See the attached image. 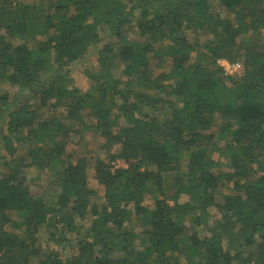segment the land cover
Masks as SVG:
<instances>
[{
    "label": "trees",
    "instance_id": "obj_1",
    "mask_svg": "<svg viewBox=\"0 0 264 264\" xmlns=\"http://www.w3.org/2000/svg\"><path fill=\"white\" fill-rule=\"evenodd\" d=\"M90 47L109 69L72 88L67 67ZM219 58L242 64L230 83ZM6 82L38 100L2 135L0 264H264V0H0ZM219 114L222 145L203 132ZM90 126L108 151L94 164L100 200L89 159L68 152ZM32 167L52 171L50 194H33Z\"/></svg>",
    "mask_w": 264,
    "mask_h": 264
},
{
    "label": "rangeland",
    "instance_id": "obj_2",
    "mask_svg": "<svg viewBox=\"0 0 264 264\" xmlns=\"http://www.w3.org/2000/svg\"><path fill=\"white\" fill-rule=\"evenodd\" d=\"M15 1L18 3L22 1L24 2V0H15ZM26 1H30V0H26ZM215 1L216 0H214V2ZM214 5L216 8L219 9V7L217 6V2L214 3ZM221 13L223 16H229V17L233 16L232 14L227 13V11H224V10ZM206 38L207 36H201V39H200L201 42H204ZM44 39L45 37L38 36L36 39L30 41V45L34 47L38 44V42H40V40H44ZM98 52L99 51L97 47H90L89 51L87 52L86 55H84L83 58L75 61L74 63H72L70 66L67 67V70L69 72L67 74L68 79H69L68 84L70 85V87L72 88L79 87L83 91L89 90L92 87V85L95 83L93 74L101 72L102 70H105V69H109L105 67V65L102 62L99 61ZM196 57H197L196 53H193L192 60L193 61L198 60ZM109 63L111 64L110 66L113 68V71H114V73L112 74L115 75L119 71L118 65L120 64V67H121L124 64V61H122L118 56L114 54L108 59L106 64L108 65ZM237 74H239V71H237L235 74H232V75H228L224 73V75H226L225 78L228 83L231 82L230 77L233 75H237ZM25 87L20 88V86L14 85L9 82L2 83L1 85L0 89L4 92H9L10 98H9L8 104L4 105L0 103V153L8 154L2 142V135L8 132L6 128L7 127L6 121L8 119V114L10 112L20 109L23 105H26V104H29L34 107V104H36V101L38 100V96H37L38 90L35 91L33 89L31 90V88H28V87L25 88ZM110 103L112 104L111 101ZM114 109L117 112L119 111V108L117 106H114ZM41 113L43 115H47V114L51 115L53 111L49 112L48 109H43ZM223 119L224 117L219 114L217 117L216 123L213 126L203 130L204 133L216 134V137L214 139L215 143H219L221 145L225 144L227 141V137L225 136L227 133L225 134L224 132H221V129H223L221 127V121ZM13 140L15 141L17 145L20 146L21 150L19 154L22 153V151L25 149V146L22 145L18 141V138L16 137H14ZM105 141H106V138L103 135H101L100 132L97 131L95 127L90 126L88 128L83 129L79 133L75 132L74 134H71L70 142L68 145V152L73 153L74 161H76L81 156L87 157L89 159L90 161L89 176H90L91 183H93V186L96 188V194L94 196V199H99V200L103 198L105 188H104V185L99 183L95 178L94 164L98 156L106 158L108 155L107 148L104 145ZM211 152H212V156L214 158H217L224 166H231V162L228 159V157L226 155H221L219 150H213ZM187 162H188V159H183L181 163L182 165H186ZM113 163L116 165V167L121 166V165L123 166L127 165L121 159L114 161ZM28 176L30 178L29 179L30 186H31L33 194L37 196L50 194L49 193L50 190L48 189L49 181L52 178V171L50 169L39 170L35 167L28 168ZM233 185H234L233 183H228V184L226 183L223 186H220L218 188L217 193L219 195L220 200H222L221 198L225 193L230 191V188H232ZM188 198L189 196L185 194L181 198V201H185ZM153 203H154L153 199L145 200V204L149 206H152ZM13 216L16 218L19 217L18 213H13ZM216 218L218 217L217 216L210 217V222L213 223ZM198 228H200L201 232L202 231L205 232L203 227H198ZM137 230L138 231L141 230L140 225L137 227ZM40 235L42 238L41 244L43 245V247H45L44 249L49 248L48 246L44 244L45 243L43 239L44 235L43 234H40Z\"/></svg>",
    "mask_w": 264,
    "mask_h": 264
},
{
    "label": "built area",
    "instance_id": "obj_3",
    "mask_svg": "<svg viewBox=\"0 0 264 264\" xmlns=\"http://www.w3.org/2000/svg\"><path fill=\"white\" fill-rule=\"evenodd\" d=\"M217 62L221 67H223L224 72L228 75L234 74L242 67L240 62H232L227 58H219Z\"/></svg>",
    "mask_w": 264,
    "mask_h": 264
}]
</instances>
